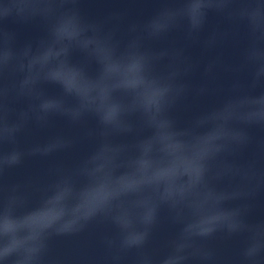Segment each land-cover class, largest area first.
<instances>
[{
  "label": "water",
  "instance_id": "95a60500",
  "mask_svg": "<svg viewBox=\"0 0 264 264\" xmlns=\"http://www.w3.org/2000/svg\"><path fill=\"white\" fill-rule=\"evenodd\" d=\"M0 264H264V0H0Z\"/></svg>",
  "mask_w": 264,
  "mask_h": 264
}]
</instances>
